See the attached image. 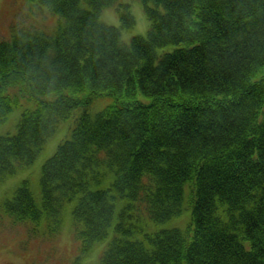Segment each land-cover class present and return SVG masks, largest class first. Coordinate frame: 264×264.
I'll return each mask as SVG.
<instances>
[{"label": "trees", "instance_id": "obj_1", "mask_svg": "<svg viewBox=\"0 0 264 264\" xmlns=\"http://www.w3.org/2000/svg\"><path fill=\"white\" fill-rule=\"evenodd\" d=\"M31 1L56 25L0 35V182L75 121L40 200L27 179L5 199L13 221L56 232L74 203L71 264L103 241L99 264H264V0H141L150 27L130 42L129 2ZM115 4L119 26L101 19ZM188 206L184 229L165 226Z\"/></svg>", "mask_w": 264, "mask_h": 264}, {"label": "rangeland", "instance_id": "obj_2", "mask_svg": "<svg viewBox=\"0 0 264 264\" xmlns=\"http://www.w3.org/2000/svg\"><path fill=\"white\" fill-rule=\"evenodd\" d=\"M118 2H129L131 11L137 20L132 27L123 29V40L130 42L136 34L146 35L150 27V20L142 1L118 0ZM36 4L39 5L31 0H0V35H8L11 26L18 21L26 26L40 24V27H43L42 29H53L56 22L52 24L51 19L47 21L50 17L46 18L47 13L44 11L41 16L37 15L38 17L35 19L28 18L27 12L31 13L33 9H36ZM117 7L118 4L106 7L101 13V19L108 24L121 25L122 17ZM56 20L59 21L58 18ZM171 48L173 46L165 49ZM145 99L150 100V98ZM111 100L109 96L99 98L95 102L93 101L94 103L92 102L93 104L88 109L91 112H97L110 103ZM21 102V105L14 108L8 121V126L11 128L17 123L20 113L27 105L25 98ZM74 121L75 117L73 115L62 121L57 131L44 144L36 160L31 165L18 168L14 174L8 175L4 181L0 182V264H68L69 261L71 264L74 255L78 252L79 242L74 236L73 229L72 207L74 203L64 205L62 226L56 232H52L49 227L47 228L46 220H43L34 229L31 221L27 223L25 221L15 222L18 223L15 224L4 208L5 199L13 193V190L24 179L28 180L35 196L40 200V178L43 164L56 152L60 143L70 136ZM190 215L191 207L188 206L183 214L171 219L165 226H176L184 229L189 223ZM149 228L155 231L159 228V225L153 224ZM53 234L54 236H51ZM107 242L97 243L95 248L87 253L84 260L89 264H99L98 261L107 246Z\"/></svg>", "mask_w": 264, "mask_h": 264}]
</instances>
